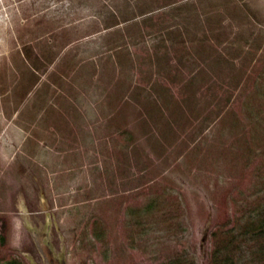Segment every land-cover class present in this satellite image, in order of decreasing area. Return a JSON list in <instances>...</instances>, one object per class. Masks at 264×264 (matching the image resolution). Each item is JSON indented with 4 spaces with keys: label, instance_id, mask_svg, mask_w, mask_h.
<instances>
[{
    "label": "rangeland",
    "instance_id": "rangeland-1",
    "mask_svg": "<svg viewBox=\"0 0 264 264\" xmlns=\"http://www.w3.org/2000/svg\"><path fill=\"white\" fill-rule=\"evenodd\" d=\"M43 249L264 264V0H0V264Z\"/></svg>",
    "mask_w": 264,
    "mask_h": 264
},
{
    "label": "flooded vegetation",
    "instance_id": "flooded-vegetation-1",
    "mask_svg": "<svg viewBox=\"0 0 264 264\" xmlns=\"http://www.w3.org/2000/svg\"><path fill=\"white\" fill-rule=\"evenodd\" d=\"M34 236L35 235L33 231H31V237L33 241H35ZM43 254H44V260L47 262V264H64V260H62L61 256H57L56 254H54V252H51V250L47 251L43 249Z\"/></svg>",
    "mask_w": 264,
    "mask_h": 264
}]
</instances>
